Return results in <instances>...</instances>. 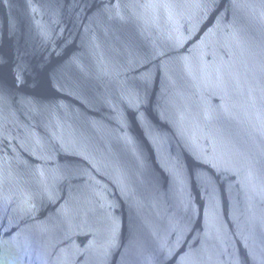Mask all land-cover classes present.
<instances>
[{"label": "water", "instance_id": "obj_1", "mask_svg": "<svg viewBox=\"0 0 264 264\" xmlns=\"http://www.w3.org/2000/svg\"><path fill=\"white\" fill-rule=\"evenodd\" d=\"M0 264H264V0H0Z\"/></svg>", "mask_w": 264, "mask_h": 264}]
</instances>
